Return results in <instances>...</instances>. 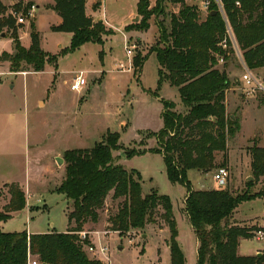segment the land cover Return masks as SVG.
Listing matches in <instances>:
<instances>
[{
  "label": "rangeland",
  "instance_id": "obj_1",
  "mask_svg": "<svg viewBox=\"0 0 264 264\" xmlns=\"http://www.w3.org/2000/svg\"><path fill=\"white\" fill-rule=\"evenodd\" d=\"M20 1L26 10L18 14L24 17V22L18 20V15L16 20L21 43L30 46L31 23L34 22L39 32L42 30L43 48L50 54L51 61H47L41 72L10 71V62L2 53L13 52L15 40L12 30L5 31L4 37L0 33V210L5 211L11 197L8 183H20L26 193L25 208L0 219V231H67L71 202L56 190L65 177L64 152L93 146L109 129L121 135L119 142L123 149L114 151L116 162L123 163L127 169L141 171L143 193L156 188L172 199L178 242L186 264H196L198 243L183 212L186 188L168 179L161 154L146 153L130 159L125 156L126 149L157 144L155 133L162 127V98L177 102V109L185 111L178 88L164 80L160 83V65L154 52L160 47L155 16L149 19V28L138 30L143 18L138 13V0H89L90 16L96 21L102 19L111 31L103 35L102 43L85 42L70 51L72 33L48 29L56 20L52 14L53 0H38L44 9L35 0ZM197 1L204 19L208 0ZM2 2L11 9L19 0ZM150 3L155 4L156 0ZM179 7L167 3L168 12L178 11ZM130 30L132 35L128 33ZM134 43L137 47L131 58L127 56L126 47ZM136 59H143V67L137 73ZM130 60L132 70H122L119 64L128 66ZM236 65L231 79L241 86L243 65L238 61ZM80 70L85 71L87 84L81 92L72 91L70 84ZM253 71L264 79L261 68ZM239 86H236L235 96L229 94L227 111L239 117L241 128L230 140L227 164L221 166L223 157L219 153L220 166L213 171L204 174L197 169L189 170V178L197 189H201L199 176H207L208 184L202 186L203 189L228 187L234 191L243 190L246 180L252 176L250 147L254 139L264 145V94L248 95ZM230 97H235L236 106L230 104ZM245 101H254L259 108L248 107L241 112ZM121 121L125 126L121 127ZM58 157L63 158L61 164ZM221 168L229 170V177L224 181L214 177L215 171ZM263 185L260 180L252 190L258 191ZM121 204L122 199L114 200L110 195L99 210V220L85 224L84 230L94 246V251L88 249L90 256L99 258L103 264H171L169 228L160 217L143 229L131 230L130 235L109 231L107 223ZM234 218L246 226L261 224L264 198L241 203ZM101 246L107 247L106 253L100 252ZM257 248H264V242L254 237L241 238L240 254L255 253ZM31 258L38 260L37 256Z\"/></svg>",
  "mask_w": 264,
  "mask_h": 264
},
{
  "label": "trees",
  "instance_id": "obj_2",
  "mask_svg": "<svg viewBox=\"0 0 264 264\" xmlns=\"http://www.w3.org/2000/svg\"><path fill=\"white\" fill-rule=\"evenodd\" d=\"M208 1L203 19L199 7L187 0H156L154 6L150 0H138V13L143 18L137 29L149 28L148 21L155 16L160 47L154 52L160 65V83L167 79L178 88L185 111L178 110L175 101L162 98L163 125L155 133L157 145L129 148L125 155L162 154L168 179L186 188L183 212L197 239L196 264H264V250L254 255L239 253L241 238H252L256 225H242L234 218L241 203L264 198V185L252 190L260 180L264 182V147L253 140V179L246 180L243 190L197 189L188 177L191 169L208 173L218 168L219 153L223 157L221 166H225L228 142L241 128L239 117L227 111L231 87L227 61L240 53L248 68H264V0H222L223 11L216 0ZM167 3L180 7L168 12ZM52 6L62 18L52 30L72 33L70 51L85 42L102 43L103 35L111 31L102 20L87 14L86 0H54ZM11 11L26 12L21 1L10 9L0 0V33L12 30L15 40L14 51L2 53L10 62V71H44L51 60L41 45L37 24L31 23V44L25 47L17 33V17ZM135 63L137 73L143 59ZM120 137V132L108 129L93 146L64 152L65 177L56 190L71 202L67 231H0V264H28L31 256H37L41 264H103L90 256L89 233L82 238L81 232L86 223L99 220V210L110 195L114 200L122 199V204L107 223L109 231L130 235L131 230L143 229L160 217L169 228L171 264H186L172 199L155 188L144 194L141 172L116 162L114 151L123 149ZM7 186L11 197L5 211L0 210V219L26 205V193L20 184Z\"/></svg>",
  "mask_w": 264,
  "mask_h": 264
},
{
  "label": "built area",
  "instance_id": "obj_3",
  "mask_svg": "<svg viewBox=\"0 0 264 264\" xmlns=\"http://www.w3.org/2000/svg\"><path fill=\"white\" fill-rule=\"evenodd\" d=\"M216 2L218 3L219 8L223 11L222 0H216ZM205 5L208 8L209 2L207 1L205 3ZM11 12L14 16L17 17L18 13L14 12V11H11ZM18 20L20 22H24V17H21L18 15ZM136 47L137 46L135 43L131 46L126 47L128 57L132 58L133 52L136 49ZM127 65L128 66H126L125 63L119 64V66L122 70H125V71L132 70L133 65H132L131 60H130L129 64H127ZM84 74H85V71H83V70H80L79 72L76 73V76L73 78V80L70 84V89L72 91L81 92L84 89V87L87 84V79H86ZM241 80H242V88L246 92V94L254 95V94H257L258 92L264 94V79L260 78L252 69L246 67L244 72L242 73ZM214 177L216 180L224 181L229 177V170L226 168L218 169L215 171ZM252 233H253L254 238L264 242V222L261 224H257L256 227L253 229ZM81 235H82V238H86L87 237V231H82ZM87 248L90 251H94L93 245H89V246H87ZM106 250H107L106 246L100 247L101 253H106L107 252ZM28 264H41V263L37 259H33V258L29 257Z\"/></svg>",
  "mask_w": 264,
  "mask_h": 264
},
{
  "label": "crops",
  "instance_id": "obj_4",
  "mask_svg": "<svg viewBox=\"0 0 264 264\" xmlns=\"http://www.w3.org/2000/svg\"><path fill=\"white\" fill-rule=\"evenodd\" d=\"M20 1V0H19ZM35 1H37V4H39L40 6H41V8H43L44 9V5H43V3L42 2H39L38 0H35ZM189 1L190 0H187V2L189 3ZM199 1H201V0H199ZM53 4H54V0H53ZM189 4H196L198 7H199V4H198V1L197 0H191V2L189 3ZM204 4V3H203ZM155 4H151V6H154ZM89 6H90V1L89 0H86V12H87V14L90 16V14H89ZM101 6V5H100ZM204 7V6H203ZM200 9V8H199ZM54 13V16L56 17V20L55 21H53L52 23H50L49 24V30H51V31H53L52 29H51V27L52 26H57V25H59V24H61V22H62V18H61V16L57 13V12H55L54 10L52 11V14ZM100 19V18H99ZM102 20V19H101ZM107 23V22H106ZM40 35H41V45H42V47H43V44H44V40H43V35H42V30H40ZM132 31L130 30V31H128V33H130L131 35H132V33H131ZM58 45H60V43L58 44ZM46 49V48H45ZM147 59V58H146ZM240 62V63H242V65H243V68H242V73L244 72V70H245V68L247 67L246 65H245V63H244V61H243V58H242V56H241V54L239 53L238 55H236L235 57H233V58H231V59H229L228 61H227V63H228V67L227 68H230L231 69V72H229L228 71V73H229V77H230V79H231V77H233L234 76V70L236 69V67L235 66H237L236 65V62ZM220 64H222V62H220ZM160 67V66H159ZM254 70V69H253ZM262 71H264V68H261V72ZM242 73L240 74V81H241V86H242V80H241V78H242ZM165 81H167L168 83H170L167 79H165L164 80V83H165ZM232 79H231V87H230V89H229V91L227 92V109L229 108V94L230 93H232V94H234V96H235V90H236V86H239L237 83H235L234 81H233V83H232ZM241 86H239V89H240V87ZM127 91H128V89H126V93L125 94H127ZM181 97V96H180ZM230 99H231V101H232V103H230V104H233V105H235L237 102L235 101L236 99H235V97H230ZM235 99V100H234ZM182 101V100H181ZM180 102V101H179ZM245 102H247V103H244V105H241V107H240V110H241V112H243L246 108H248V107H257V108H259V106H256V104H255V102L254 101H245ZM177 103V102H176ZM236 106V105H235ZM239 105H237V107H238ZM240 116H241V113L239 114ZM121 127L122 126H125V124L123 123V121H121ZM162 125H163V119H162ZM235 137V136H234ZM233 137V138H234ZM231 140V139H230ZM230 140H229V144H230ZM157 141V140H156ZM157 145V144H156ZM156 145H154V146H144V147H142V149H144V148H151V147H155ZM258 145L259 146H263L264 147V145H260L259 143H258ZM230 147V146H229ZM147 153H154V152H147ZM146 154V153H145ZM156 154H160V153H156ZM142 155H144V154H142ZM162 155V154H161ZM126 156V155H125ZM137 156V155H136ZM127 157V156H126ZM134 157V156H133ZM163 157V156H162ZM127 158H129V157H127ZM132 158V157H131ZM130 159V158H129ZM163 160H164V158H163ZM165 163V162H164ZM121 164V163H120ZM122 165H124L123 163H122ZM166 167V166H165ZM135 169H137V168H135ZM138 170V169H137ZM140 171V170H139ZM141 172V171H140ZM167 173V172H166ZM142 174V173H141ZM204 174H207V173H204ZM142 177H143V175H142ZM168 177V176H167ZM188 177H189V172H188ZM204 177V178H203ZM206 177L207 176H199L198 177V181H200V183H201V189H203V187L202 186H204V185H207L208 184V181H206L207 179H206ZM143 179V178H142ZM190 179V178H189ZM193 183V182H192ZM20 184V183H19ZM194 185V184H193ZM21 186V185H20ZM22 187V186H21ZM195 187V186H194ZM23 188V187H22ZM196 188V187H195ZM153 189V188H152ZM151 189V190H152ZM156 189V188H155ZM158 190V189H157ZM186 194L187 193H185V196H184V199L186 198ZM184 199H183V202H184ZM15 212H17V211H15ZM260 221H262V223L264 222V219L263 220H260ZM28 231V230H27ZM30 234L31 233H45V232H39V231H28ZM239 248H240V245H239ZM261 249H264V248H257L256 249V251H255V253H252V254H249V255H254V254H257V253H259L260 252V250Z\"/></svg>",
  "mask_w": 264,
  "mask_h": 264
},
{
  "label": "water",
  "instance_id": "obj_5",
  "mask_svg": "<svg viewBox=\"0 0 264 264\" xmlns=\"http://www.w3.org/2000/svg\"><path fill=\"white\" fill-rule=\"evenodd\" d=\"M5 34H6V33L3 32V33H1V36L4 37ZM57 161H58L59 164H61V163L63 162V158L58 157V158H57ZM252 179H253V176H249V177H248V180H252ZM259 254H261V252H259Z\"/></svg>",
  "mask_w": 264,
  "mask_h": 264
}]
</instances>
